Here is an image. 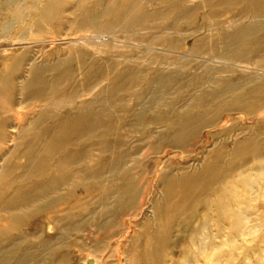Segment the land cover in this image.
I'll use <instances>...</instances> for the list:
<instances>
[{
	"label": "bare ground",
	"instance_id": "obj_1",
	"mask_svg": "<svg viewBox=\"0 0 264 264\" xmlns=\"http://www.w3.org/2000/svg\"><path fill=\"white\" fill-rule=\"evenodd\" d=\"M205 1L190 0L188 5H183L186 0H48L28 33L31 32L30 35L35 38L50 35L51 39L71 34L72 39L68 40L63 54L53 51V55L41 65L36 64L35 56L31 57L29 54L8 58L0 54L1 64L6 69L0 70V264H67L74 256L68 251L71 246L76 247L80 253L89 246L85 232L92 227L95 234H103V237L99 243L93 240V258L87 255L92 258V262L87 261V264H113L110 259L115 258L114 249L104 257L102 252L108 244L106 242L113 241L124 232L119 227L116 231L111 230L116 227L118 213L128 210L137 214L141 194L140 178L147 167L142 166L143 155L139 154L140 151L132 153L133 145L125 139L127 135L129 137L131 130L140 136L137 143L147 142L157 133L164 139V122L159 125L161 123L157 120L164 110V99L160 91L164 88L166 77L157 71L152 77L145 78L147 82L141 90L142 94L137 97L140 100L146 93L147 101H134L136 105L130 108L126 119L129 123H122L125 122L124 117H120L115 108H111L113 104L107 101L115 92L125 90L130 83L136 84L146 71L127 66L115 72L119 65L116 61L123 57L110 56L107 50L119 49L128 44L129 48L143 47L150 52L154 49L152 46H143L134 41L145 35L144 30L149 31L146 25L156 21L154 17L157 16L153 14L155 11L159 9V14H168L177 10L175 16L178 15L182 21H189L198 11L210 7ZM6 3L7 1L4 2L5 5ZM153 5L159 8L153 12L148 11ZM202 18L210 20L208 16ZM12 29V22L7 16L1 27L0 38L5 39L12 35ZM242 32V29H235L223 36L231 39L232 35L240 36ZM23 35L22 39L19 37L17 40L24 41L26 35ZM120 35L124 38L121 39ZM228 43L229 41H222L223 45ZM44 44L47 45L46 42ZM216 46L218 48L217 44ZM128 59L130 58H123L125 61ZM204 62L216 63L213 59ZM235 67L242 69L237 65ZM110 74L115 76L107 80ZM213 80L208 78L209 83ZM25 107H28V111L23 112ZM49 120L51 124L46 125ZM144 123V128L138 131ZM197 125L195 118L181 119L178 137L187 133L183 136L189 138V133ZM145 128L148 129L145 131ZM95 133L97 134L94 135ZM113 134L116 137L109 139ZM93 137H99V141L93 142ZM243 146V141L236 144L238 149ZM122 148L126 150L119 152L118 149ZM219 149L213 151L214 158L219 155ZM96 152L98 156H95ZM104 153L109 154V158L101 163V155ZM207 165L206 162L205 166ZM207 168L203 167L199 175L187 174L186 169H182L183 173L179 178L166 181L165 190L164 168L157 174L162 198L158 205L152 200L149 204L150 211L142 214L141 222L135 225L142 228L140 236L143 245L137 251L128 250V247L123 252L128 264H133L134 261L138 264H160L162 254L157 251L158 257L154 255L151 244L155 242L158 244L156 249L164 251V242L167 241L168 246L165 248H170L171 241L166 237L179 224L167 223L164 226L162 223L165 210L164 193L183 199L184 194L190 192L199 180L203 179L202 185L206 186L211 179ZM218 193L219 195L214 192L211 197L208 196L209 207H205L208 210L214 209L217 215L226 216L231 211L225 205V192L221 190ZM186 196L184 201L188 198ZM84 198L94 199L93 204L97 208H93L92 203H86V199L84 202ZM173 207L168 205L167 211ZM173 209L174 212L176 208ZM195 212L193 210L181 219L183 226L187 225L188 219L195 217ZM43 214L57 230L55 237L45 238L42 226L32 235L21 231L29 224L27 222L38 220ZM150 225L155 227L153 238L148 235ZM129 236L128 239L133 245L137 238ZM193 237H190V243L201 248L205 236L201 238L202 234L195 233ZM194 253L193 249L185 251L184 260L190 264Z\"/></svg>",
	"mask_w": 264,
	"mask_h": 264
},
{
	"label": "rangeland",
	"instance_id": "obj_2",
	"mask_svg": "<svg viewBox=\"0 0 264 264\" xmlns=\"http://www.w3.org/2000/svg\"><path fill=\"white\" fill-rule=\"evenodd\" d=\"M5 1H7L6 5ZM47 1L0 0V37L5 17L8 16L13 25V36L10 34L5 39L0 38V54L2 56L8 58L29 54L31 57L35 56L36 64L41 65L53 55L51 54L53 51L63 54L68 40L72 39L71 34L51 39L50 35L35 38L30 35L31 32L28 33L37 19L39 11ZM189 1L186 0L183 5H188ZM205 4L210 7L198 11V14H195V17L193 16L189 21H182L178 15L175 16L177 10H173L172 14L164 12L159 14V7L153 5L148 11L153 12L158 9L153 14L157 17L160 15V17H154L156 21H151L146 25L149 31L144 30L143 34L145 35L134 41L143 46H152L153 50L147 52L143 47L129 48L128 44L119 49L107 50L110 52V56L130 58L127 61L119 58L116 61L119 65L115 72L127 66L146 71V74L141 75L136 84L130 83L128 87L124 88L125 90L115 92L114 96H111L107 101L114 105L111 108H115L120 117H124L125 122L122 123H129L126 119L130 108H134L137 102L147 101L146 93L140 100L137 97L138 94H142L141 90L147 82L145 78L152 77L157 71L166 77L164 88L160 91V95L164 99L162 100L164 110L157 120L160 123L164 122V139L162 140L160 133H157L151 140L137 143L136 140H139L140 136L134 134L132 130L129 137L127 135L125 139L131 146L133 145L132 153L140 151L139 154L143 155L142 166L143 168L145 165L147 167L145 173H142L143 179L140 178L141 194L137 214L128 210L118 213L116 227L111 230L116 231L122 228L124 232L113 241L106 242L108 244L105 245V250L102 252L104 257L114 249L115 258L110 259L113 264H128L123 252L127 251L128 247H130L128 250L133 249L134 251L142 247L143 241L140 236L142 228L135 225L141 222L142 214L150 211L149 204L152 200L155 205L161 201L162 193L157 181L161 170L164 168L165 190L166 181L170 178H179L184 169L187 174L199 175L202 168H207L208 165L207 171L211 179L206 186L202 185L203 179L196 182L194 188L184 194L185 197L188 195L186 201H184L185 197L183 199L182 197L173 198V196L164 193L165 210L162 223L164 226L167 223L179 224L166 237L171 241L170 248L166 249L168 242L165 241L164 251L161 249L160 251L156 249L158 244L154 242L153 245L151 244L153 254L157 257L158 252L162 254H160L162 258L160 264H189L184 260L183 254L185 251H192V249L195 253L190 258V264H264V0H206ZM161 8L163 9L164 5ZM202 15L210 17V20L203 19ZM196 16L198 17L196 18ZM235 29L243 30L240 36L232 35L231 39L223 36ZM23 34L26 35L25 40H17L19 37L22 39ZM120 37L124 38L123 35ZM222 41H229V43L223 45ZM44 42L46 44L52 42V44L45 45ZM130 42L134 43L128 41V43ZM205 51L207 52L205 53ZM209 59H213L216 63L204 62ZM208 67L212 69L209 70ZM4 68L1 64L0 70H4ZM114 76V74H110L106 79L109 80ZM208 78L214 79L212 83L208 82ZM28 107H25L23 112H26ZM184 118H195L198 122L197 127L189 133L190 136L187 139L186 136H183L187 133H182L181 137H178L177 133L179 122ZM49 124H51V120L46 125ZM159 125H163V123ZM144 126L145 123L138 131H141ZM152 129L157 131L156 128L152 127ZM115 137L116 135L113 134L109 139ZM176 139H179V142ZM92 141L98 142L99 137H93ZM238 141L244 142L243 148H236ZM218 148H220V153L214 158L212 153ZM101 150L103 151V149ZM124 150L126 148L118 149L119 152ZM95 154L98 156V152ZM107 155L109 154L101 155V163L108 160ZM206 162L207 166H205ZM221 190L225 192L223 197L227 199L225 205L227 204L228 211H231L226 216L217 215L213 211L214 209L208 210L205 207L208 206V196L211 197L214 192L219 195L218 191ZM86 201V203H92L93 208H97L93 204L94 199L87 198ZM211 202L213 204V201ZM168 205H173V208H176L175 211L173 212V208L167 211ZM176 205L181 206L177 207ZM193 210H196L195 217L188 219L187 225L183 226L181 219H184ZM211 213L212 215H210ZM27 224L21 230L27 232L26 234L32 235L39 229V226H42L45 238H53L57 235V230L49 223L45 214L41 215L38 220L32 219ZM229 224L231 225L229 226ZM202 227L203 230H201ZM89 229L88 232H85L89 246L87 245L81 253L76 247L71 246L68 251L74 256L67 264L92 262V242L93 240L101 242L103 234H95L93 227ZM154 230L155 227L150 225L149 237L153 238ZM195 233L202 234L201 238L205 236V242L201 248H198L199 245H195V243L193 245L190 243V237H193ZM129 235L137 238L133 245L128 239ZM57 261H59L58 258ZM133 264L138 263L134 261Z\"/></svg>",
	"mask_w": 264,
	"mask_h": 264
}]
</instances>
